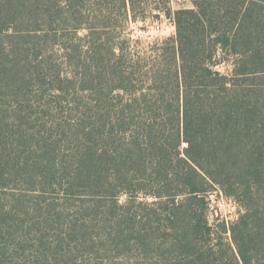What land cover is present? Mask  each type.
Segmentation results:
<instances>
[{
  "label": "trees",
  "instance_id": "obj_1",
  "mask_svg": "<svg viewBox=\"0 0 264 264\" xmlns=\"http://www.w3.org/2000/svg\"><path fill=\"white\" fill-rule=\"evenodd\" d=\"M194 4L0 0V114L9 99L24 112L0 115V185L33 170L35 190L65 183L90 202L50 243L31 236L29 204L0 199V264H84L98 239L122 257L136 246L138 264H264V0ZM149 9L176 33L145 47L124 33ZM82 92L69 154L54 128H24L35 102L80 109ZM216 187L236 220H211Z\"/></svg>",
  "mask_w": 264,
  "mask_h": 264
},
{
  "label": "rangeland",
  "instance_id": "obj_2",
  "mask_svg": "<svg viewBox=\"0 0 264 264\" xmlns=\"http://www.w3.org/2000/svg\"><path fill=\"white\" fill-rule=\"evenodd\" d=\"M195 0H176L173 4H170L173 10L178 9H190L195 8L194 4ZM154 6L153 3L151 5ZM152 9H149L148 14H150L147 21L142 22L131 21L125 26V36L131 39L133 42H139L142 46H148L149 44L161 40L163 38H167L175 35L176 28L174 26L173 20L165 18L164 15H161L160 18H154ZM67 37L71 36V31L66 33ZM84 34V31L80 32V35ZM56 53L57 56L61 57L63 55L64 50L62 45H56ZM222 71L226 70V67H220ZM66 71H69L67 69ZM35 95V94H34ZM82 95H87L85 92L78 94L80 98ZM36 98L40 99V96L37 95ZM83 102L81 103L80 109H78L77 105L68 106L62 105L59 109H51L48 110L45 106L41 105L38 102H35L30 110L25 112V114L29 118L23 120L24 128H33L37 126L38 129L41 130V126L45 125L48 128L52 127L55 130V136L59 138L56 142L58 144V152L60 154H69L72 147V138L69 136L70 128L69 126L74 124L77 117L80 116L78 113L79 110H84V100L81 98ZM22 107L17 104H13L12 100H8L4 105L2 113L11 123L16 121V118L19 117L22 113L20 112V108ZM48 123V124H45ZM55 137V138H56ZM33 141H36L33 139ZM62 174H59V181L57 183H61ZM66 180V179H65ZM42 184V178L36 171H30L29 174L23 173L18 174L16 177H13L10 181H8L5 185H0V199L4 204V210H13L17 208L18 204L23 201L26 204H29L31 207V211L29 213V220L26 221V225H30L33 227L31 230V236H40L45 235L48 238V242H54V239L59 238V235L63 236L67 231V227L70 224L72 219V215L79 211L82 205L90 206V202H87L84 198H80L79 196L71 195L67 196L63 190H67V187L64 185H47L45 186L46 191H37L35 190L36 186ZM125 195L121 197V202H125ZM209 200V208H210V218L214 222L215 219L220 218L221 215L224 218H227L230 221H234L239 217L240 209L237 203L232 199L227 197L223 191H221L218 187L214 188L208 195ZM230 200L233 201L232 204H229ZM51 202L50 207H46L44 202ZM224 205H221L223 204ZM234 202L236 204L233 207ZM17 204V206H16ZM110 205V204H109ZM44 208V210L35 212L34 207ZM91 207H93L91 205ZM97 209V211L101 212L105 210L104 207H93ZM94 213V212H93ZM98 220L101 221L100 216L97 213H94ZM24 216L21 214V217ZM65 223V227L62 229L61 225ZM104 223V222H103ZM102 223V224H103ZM40 230V231H39ZM227 238L229 236H226ZM18 241V240H17ZM112 240H102L98 239L97 245H99L94 254L99 253V258H96V255H93V261L89 258L85 259L84 264H138L134 260V255L138 253L136 246H132L129 252L128 257H122L123 255H118L119 252H122L124 249L123 246H117L116 250ZM74 247V245L72 244ZM100 248V249H99ZM103 254V256H102ZM116 256V257H114ZM131 260V261H130Z\"/></svg>",
  "mask_w": 264,
  "mask_h": 264
},
{
  "label": "built area",
  "instance_id": "obj_3",
  "mask_svg": "<svg viewBox=\"0 0 264 264\" xmlns=\"http://www.w3.org/2000/svg\"><path fill=\"white\" fill-rule=\"evenodd\" d=\"M175 1H176V0H170V4H173ZM232 203H233V201L230 200L229 204H232ZM221 205H224V202H223V204H221ZM235 206H236V204H235V202H234L233 207H235ZM226 219H227V218H226ZM227 220H228V219H227Z\"/></svg>",
  "mask_w": 264,
  "mask_h": 264
}]
</instances>
